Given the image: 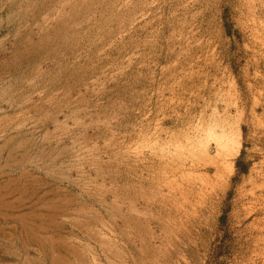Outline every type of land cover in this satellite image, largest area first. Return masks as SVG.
Returning a JSON list of instances; mask_svg holds the SVG:
<instances>
[{"label":"rangeland","instance_id":"obj_1","mask_svg":"<svg viewBox=\"0 0 264 264\" xmlns=\"http://www.w3.org/2000/svg\"><path fill=\"white\" fill-rule=\"evenodd\" d=\"M0 193V264H264V0H0Z\"/></svg>","mask_w":264,"mask_h":264},{"label":"bare ground","instance_id":"obj_2","mask_svg":"<svg viewBox=\"0 0 264 264\" xmlns=\"http://www.w3.org/2000/svg\"><path fill=\"white\" fill-rule=\"evenodd\" d=\"M8 143H9V142H8ZM22 144H23V143H22ZM20 146H21V145H20ZM22 147H23V146H22ZM13 148H14V147H13ZM11 149H12V148H11ZM14 150H15V149H14ZM10 151H11V150H10ZM12 151H13V149H12ZM7 153H8V152H7ZM39 155H40V154H39ZM41 157H42V156H41ZM10 158H11V157H10ZM30 160H31V159H30ZM5 167H6V166H5ZM24 174H25V173H24ZM9 181H10V180H9ZM24 181H25V180H24ZM12 182H13V181H12ZM15 182H16V181H15ZM18 182H19V181H18ZM25 182H26V181H25ZM8 183H9V182H8ZM19 183H20V182H19ZM15 184H16V183H15ZM10 185H11V183H10ZM21 186H22V185H21ZM4 188H5V187H4ZM4 188H3V190H6V189H7V188H6V189H4ZM9 188H10V187H8V189H9ZM25 188H26V187H25ZM17 189H18V191L20 190L18 187H17ZM22 189H23V191L25 190L23 186H22ZM22 189H21V190H22ZM30 189H31V188H30ZM1 190H2V189H1ZM6 191H9V190H6ZM6 191L4 192L5 195H6V193H7ZM13 191H14V190H13ZM10 192H11V191H10ZM28 192H29V191H28ZM58 192H59V191H58ZM21 193H22V192H21ZM21 193H20V194H21ZM23 193H24V192H23ZM23 193H22V194H23ZM26 193H27V192H26ZM26 193H24V194H26ZM49 193H51V192H49ZM9 194H10V193H9ZM9 194H7V195H9ZM11 194H12V193H11ZM16 194H17V193H16ZM32 194H33V193H32ZM56 194H58V193H56ZM26 195H27V194H26ZM26 195H25V196H26ZM29 195H30V194H29ZM34 195H35V194H34ZM37 195H38V194H37ZM37 195H36V196H37ZM43 195H45V194H43ZM2 196H3V195H2ZM2 196H1V193H0V197H2ZM30 196H31V195H30ZM47 196H48V195H47ZM57 196H58V195H57ZM66 196H67V195H66ZM4 197H5V196H4ZM4 197H3V199H4ZM21 197H22V196H21ZM50 197H51V196H50ZM68 197H69V196H68ZM18 198H19V197H18ZM41 198H42V197H41ZM48 198H49V197H48ZM48 198H47V199H48ZM55 198H56V197H55ZM64 198H65V197H64ZM19 199H20V198H19ZM26 199H27V198H26ZM29 199H31V197H30ZM34 199H35V198H34ZM34 199H32V200H34ZM45 199H46V198H45ZM65 199H67V198H65ZM65 199H64V200H65ZM13 200H14V199H13ZM35 200H36V199H35ZM39 200H43V201H45V200H44V197H43V199H39ZM0 201H1V200H0ZM6 201H7V200H6ZM15 201H16V200H15ZM20 201H21V200H20ZM26 201H27V200H26ZM50 201H53L52 198H51ZM11 202H13V201H11ZM24 202H25V201H24ZM28 202H29V201H28ZM28 202H27V203H28ZM32 202H33V201H32ZM32 202H31V203H32ZM39 202H40V201H39ZM39 202L37 201V203H39ZM41 202H42V201H41ZM45 202H48V201H45ZM54 202H56V201L54 200ZM54 202H53V203H54ZM5 203H6L5 205H7V202H5ZM19 204H20V203H19ZM22 204H24V203H22ZM29 204H30V203H29ZM49 204H50V203H49ZM49 204H48V205H49ZM59 204H60V203H59ZM59 204H58V205H59ZM10 205H11V204H10ZM41 205H42V204H41ZM45 205H46V204H45ZM45 205H44V206H45ZM51 205H52V204H51ZM58 205H57V206H58ZM60 205H62V204H60ZM0 206H1V205H0ZM3 206H4V205H3ZM29 206H30V205H29ZM44 206H43V207H44ZM52 206H53V205H52ZM52 206H50V207H52ZM1 207H2V206H1ZM10 207H11V206H9V208H10ZM15 207H16V206H15ZM43 207H41V208H43ZM63 207H64V205H63ZM63 207H62V209H63ZM41 208H40V209H41ZM46 208H47V207H45V209H46ZM54 208H55V205H54ZM60 208H61V207H60ZM68 208H69V207H68ZM18 209H19V208H18ZM31 209H32V208H31ZM47 209H48V208H47ZM58 209H59V208H58ZM65 209H66V208H65ZM32 210H33V209H32ZM36 210H37V209H36ZM49 210H50V208H49ZM52 210H55V209H52ZM66 210H67V209H66ZM34 211H35V208H34ZM55 211H56V210H55ZM58 211H59V210H58ZM63 211H64V210H63ZM31 212H33V211H31ZM52 212H54V211H52ZM52 212H50V213H52ZM61 212H62V210H61ZM73 212H74V211H73ZM33 213H34V212H33ZM39 213H40V212H39ZM41 213H42V212H41ZM55 213H56V212H55ZM22 214H23V213H22ZM31 214H32V213H31ZM31 214H29V215L31 216ZM52 214H54V213H52ZM58 214H59V215H60V214H63V212H62V213H58ZM58 214H56V216H57V217H60L61 215L59 216ZM41 215H42V214H41ZM43 215H44V214H43ZM46 215H47V213H46ZM18 216H19V215H18ZM27 216H28V215H27ZM27 216H26V217H27ZM30 216H29V217H30ZM32 216H33V215H32ZM37 216L39 217L40 215L38 214ZM47 216H49V215H47ZM50 216H51V215H50ZM54 216H55V215H54ZM67 216H68V215H67ZM19 217H21V216H19ZM24 217H25V216H24ZM26 217H25V218H26ZM32 218L34 219V216H33ZM35 218H36V217H35ZM40 218H43V216L39 217V219H40ZM45 218H46V217H45ZM53 218H54V217H53ZM19 219H20V218H19ZM21 219H22V218H21ZM37 219H38V218H37ZM48 219H49V218H48ZM56 220H57V219H56ZM28 221H29V219H28ZM29 222H30V221H29ZM38 222H39V221H38ZM20 224H21V223H20ZM40 224H41V223H40ZM50 224H52V223H50ZM22 226H23V225H22ZM41 226H42V225H41ZM35 227H36V226H35ZM24 228H25V226H24ZM26 228H27V227H26ZM28 228H29V227H28ZM40 228H41V227H40ZM42 228H43V227H42ZM28 230H29V229H28ZM30 230H31V229H30ZM32 230H33V229H32ZM41 230H42V229H41ZM26 233H27V232H26ZM46 233H47V232H46ZM27 234H28V233H27ZM31 234H32V233H31ZM34 238H35V237H34ZM34 238H33V239H34ZM60 241H61V240H60ZM62 242H63V241H62ZM59 243H60V242H59ZM60 245H61V243H60ZM58 247H59V246H58ZM53 258H54V257H53ZM53 258H52V260H53ZM59 259H60V258H59ZM54 260H55V259H54ZM56 262H57V261H56Z\"/></svg>","mask_w":264,"mask_h":264}]
</instances>
